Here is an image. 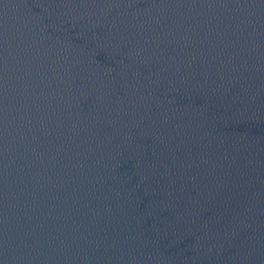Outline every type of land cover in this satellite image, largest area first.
I'll return each mask as SVG.
<instances>
[{"label": "water", "instance_id": "water-1", "mask_svg": "<svg viewBox=\"0 0 264 264\" xmlns=\"http://www.w3.org/2000/svg\"><path fill=\"white\" fill-rule=\"evenodd\" d=\"M0 264H264V0H0Z\"/></svg>", "mask_w": 264, "mask_h": 264}]
</instances>
